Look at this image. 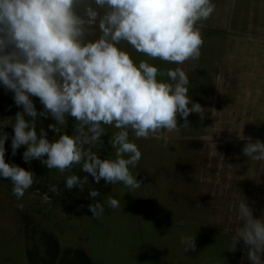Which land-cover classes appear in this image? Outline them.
I'll return each mask as SVG.
<instances>
[{
    "label": "clouds",
    "instance_id": "clouds-1",
    "mask_svg": "<svg viewBox=\"0 0 264 264\" xmlns=\"http://www.w3.org/2000/svg\"><path fill=\"white\" fill-rule=\"evenodd\" d=\"M214 10L212 0H0V83L23 108L13 124L12 155L27 146L25 162L40 160L61 174L80 165L87 175H67L68 190L84 191L89 176L95 183L140 188L130 166L142 154L129 133L137 139L178 133L189 127L191 113L203 119L205 109L192 102L189 76L181 67L161 70L147 60L137 65L120 46L126 43L149 60L168 64L198 61L204 43L198 25ZM97 27L99 37L90 39ZM30 97H38L44 110L38 112ZM48 116L55 121L48 125L58 136L54 141L44 128L39 133L36 128L38 117ZM178 116L183 124L178 125ZM69 117L75 121L72 135L63 133ZM106 126L117 130L110 140L115 159H101L92 151L103 143ZM239 137L247 141L244 156L264 161V142H253L242 130ZM7 139V134L0 136V176L10 179L13 195L21 199L35 174L5 162ZM49 191L57 193L58 188L50 185ZM89 196L100 192L90 188ZM104 203L121 209V200L112 196ZM88 210L98 219L104 204L91 203ZM238 219L242 226L231 236L229 249L235 251L243 241L251 264H264V220L253 218L243 198ZM180 243L185 252L196 250L195 236L182 235Z\"/></svg>",
    "mask_w": 264,
    "mask_h": 264
},
{
    "label": "crops",
    "instance_id": "crops-1",
    "mask_svg": "<svg viewBox=\"0 0 264 264\" xmlns=\"http://www.w3.org/2000/svg\"><path fill=\"white\" fill-rule=\"evenodd\" d=\"M212 2L214 12L198 25L204 41L198 61L168 64L120 46L137 65L147 60L161 70L181 67L192 102L205 109L203 119L191 113L189 127L178 133L147 139L129 133L142 154L130 166L142 182L134 190V264H251L244 242L231 251L229 241L242 226L240 199L254 219L264 220V161L244 156L247 141L239 137L242 130L253 142H264V0ZM99 35L97 27L90 39ZM115 131L106 126L104 138L110 141ZM182 235L195 236V251L185 252Z\"/></svg>",
    "mask_w": 264,
    "mask_h": 264
},
{
    "label": "rangeland",
    "instance_id": "rangeland-1",
    "mask_svg": "<svg viewBox=\"0 0 264 264\" xmlns=\"http://www.w3.org/2000/svg\"><path fill=\"white\" fill-rule=\"evenodd\" d=\"M30 98L38 112L44 110L38 97ZM22 111V106L15 104L14 93L0 83V136H8L5 142V162L35 174L34 184L21 199L13 195L10 179L0 176V264H32V251L37 252L42 261L52 263V250L46 244L44 230L55 235L62 250L81 249L85 254V264H134L135 191H130L123 184H104L103 180L95 183L91 176L88 177L84 191L79 188L68 190L65 187L67 175L76 174L81 178L87 175L80 165H75L71 172L61 174L56 169L49 170L40 160L25 162L23 153L27 146H21L13 156V124L16 114ZM53 123L55 121L52 117H38L37 132L44 128L50 141L58 139L48 128V125ZM74 125L75 121L69 117L63 133L72 135ZM102 140L106 142L102 143L103 151L109 152L110 155L113 151L110 141L104 136ZM35 166L44 167L46 173L38 175ZM50 185H56L58 192H50ZM90 188L98 190L100 196L91 198ZM108 196L121 200V209L108 207L104 203ZM96 202L104 204V213L98 219H93L88 205ZM21 204L23 208L18 207ZM66 209L73 214H68Z\"/></svg>",
    "mask_w": 264,
    "mask_h": 264
},
{
    "label": "trees",
    "instance_id": "trees-1",
    "mask_svg": "<svg viewBox=\"0 0 264 264\" xmlns=\"http://www.w3.org/2000/svg\"><path fill=\"white\" fill-rule=\"evenodd\" d=\"M50 117L51 116H49V118ZM101 140H102V137H101ZM103 143H106V142L103 141ZM103 148H104V145H102V143L97 144L95 147L92 148V151L95 152L101 159H106V158L110 159L111 157L109 155V152H106L105 150L103 151ZM35 172L38 173V175H41V174L46 173V169H44V167L42 166L36 167ZM104 184L106 183L104 182ZM104 189L106 190V188ZM66 211L68 212V214H73L69 209H66ZM44 231L46 234V244L48 245L49 249L52 250V253H50V255L54 261H52V263L45 262V260L42 261V257L39 254H37V252L30 251L31 252L30 258L32 260V264H85L86 263L85 254L81 249L66 248L62 250L55 235L53 233L46 232V230Z\"/></svg>",
    "mask_w": 264,
    "mask_h": 264
}]
</instances>
